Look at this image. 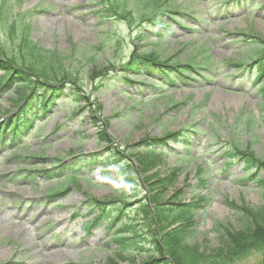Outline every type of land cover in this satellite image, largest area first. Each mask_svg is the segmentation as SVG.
Returning a JSON list of instances; mask_svg holds the SVG:
<instances>
[{
    "label": "rangeland",
    "instance_id": "rangeland-1",
    "mask_svg": "<svg viewBox=\"0 0 264 264\" xmlns=\"http://www.w3.org/2000/svg\"><path fill=\"white\" fill-rule=\"evenodd\" d=\"M12 3V10L15 12H27V22L30 26V33L34 41L38 42L40 45L46 48H56L57 50L65 49L68 52H72L77 50L81 45L91 44L97 49L105 48L106 55L109 56L111 52L109 51V47L116 46L119 49L117 62H114L118 70L120 66V61L124 59L132 48L133 44H137L139 49H146V40H136L132 31L137 27L136 23H130L131 19L129 13H126L127 17L124 21L118 20L117 23H107L102 24L105 28L110 26L113 28L110 32L109 30L101 29L97 24L99 23V18H95L89 12L92 8V5L95 3V0H63V3L67 7H71L73 5H81L78 7L79 9L75 11V7L71 10L76 19H72L70 15L64 14V17H60L62 11L52 10L39 14H34L39 7L43 8H55L57 6V2L59 0H10ZM153 1V0H152ZM159 4L163 2H169L174 7H177L179 10H183L184 14L182 16L176 17V20L181 24L182 28H176V37L175 40L173 37L168 41L156 40L155 38H151L152 42L157 43L156 47L160 48V50L166 49V55H175L177 58L185 60L186 58L191 61H196V56L205 47V38H211V36H219L220 43L217 46L213 47V52L216 56H224L231 55L234 51L232 48V43L228 41L226 37H224V32L221 29V26H226L227 28L239 27L241 29L247 30V27H251L254 31L258 32L261 36L264 37V10L261 8L256 11L255 15H246L242 17H234L230 19L226 24L222 21L217 20L216 17H212L213 21L209 22L211 19L208 15L212 12V9L216 7L217 0H158ZM111 2L114 1H110ZM260 3L263 0H259ZM208 3H212L208 5ZM128 8L134 12V16L140 15L142 11L145 10L146 4L144 0L136 1L132 0L128 5ZM94 8V7H93ZM209 9V10H208ZM80 10V12H79ZM205 15L200 13V11H207ZM190 11H194L195 15L193 18H196V22H193V19L187 17V14H190ZM263 14V15H260ZM84 16V17H83ZM122 17V14L118 13V19ZM134 20H132L133 22ZM205 21H208L206 24ZM201 26V29H200ZM141 28V25H140ZM173 28V27H171ZM145 39L146 33L141 29ZM132 34V35H131ZM149 37V36H148ZM141 43V45H139ZM149 46V45H148ZM207 46V45H206ZM75 56H79V53L76 51L74 53ZM237 55V54H236ZM94 59L91 65L88 68H82L81 73L77 72L76 77H83L84 82L82 83L84 87L89 88V92L91 96L89 97V101L93 102V104L98 105V115L101 120H104L107 125L105 126V132L109 138L115 142V145L120 146V144H128L129 142H136L142 135H160L162 132L177 128L179 121L182 119L184 114H178V111H173L168 108L170 105L171 99H159L156 103L147 105L145 108L135 107V109L130 110L128 106L132 105V100L127 99L124 95L120 93L118 88H109L105 86L101 89L97 90V86L93 85V81L96 77L101 74L96 73L95 75L91 74L93 69H99L101 67L106 66V63L103 60V56ZM81 61L87 64V59H84L81 56ZM68 62H66L67 64ZM67 70H70L72 66L67 64ZM233 70V69H232ZM229 70H227L228 72ZM217 83L216 89H212L210 92V97L206 101L204 107L207 114L209 116L220 114L221 123L213 126V128L219 129H228L232 130L235 125L242 127L241 131H237L238 136L240 137V141L245 142L248 141L251 144L252 149L258 155H264V103L259 100V98H255V108L257 111H253L250 105L245 101L250 98L249 92L254 93L256 90V84H250L249 80L245 81L244 90L246 94L242 95L238 91H230L223 88V81L226 78H221ZM233 84V82H232ZM93 85V86H92ZM247 85V86H246ZM207 90L204 87H197L194 89V102L198 100H203L204 92ZM176 97V96H175ZM254 99V98H250ZM85 100V99H84ZM136 100V97L134 98ZM83 104V101L80 103ZM84 105V104H83ZM82 105V106H83ZM93 105H90V110L88 112H83V124L75 127V129H83L84 130V140L78 141H65L63 139H59L55 143H52L46 149V154L53 155L54 152H66L71 147H77L79 144L83 151H95L100 150L101 145L95 142L94 131L95 128L90 123V115L92 114ZM245 109V114L241 115L240 111ZM168 112H167V111ZM170 117H169V115ZM56 120V119H55ZM59 121H63L60 119ZM75 123V122H74ZM72 123V124H74ZM71 126V125H70ZM71 128H73L71 126ZM71 129L67 132L59 131V133L69 134ZM229 137V136H227ZM246 142V143H248ZM204 144V143H202ZM105 145V144H103ZM109 147V146H108ZM106 147V148H108ZM60 150V151H59ZM109 150V149H108ZM101 151V150H100ZM210 148H203V153L210 154ZM2 156H0V167L1 169H5L6 162L3 161V156H7V151L1 152ZM217 156L216 152L213 153ZM163 165L166 166H179L184 173L181 178L184 176H188L190 172L194 169L199 161H194L192 163H188L186 160L184 162L181 159H177V157H164ZM196 160H199L198 158ZM197 162V163H196ZM219 161L217 157L214 158L213 168L216 170L219 165L217 164ZM89 175L99 179V168H95L89 172ZM191 182H193V177L191 174ZM226 183L221 185V193L216 194L215 197H212L210 205L207 207V210L204 214V219L199 223V231H198V241L195 237L194 241L197 246L200 244L201 246L210 247L212 245H216L218 243V235L222 233L224 228L221 230V226L216 228V231L212 230L215 227V220L223 219L228 212L224 206H220L215 202L212 204L213 200H217L219 198H223L225 194L228 196L229 200H233L235 202H241L246 207L255 213L256 216V224L264 223V199L261 197L259 193H261L259 188L241 190L240 188L233 187V190L225 187ZM110 183L107 181L103 185L95 186L89 184H83V189L81 191H72L69 196L60 204V205H49L46 203L43 205L42 210L39 214L34 217V215L38 212L39 207H33L32 213L30 215L33 218L28 222V226L30 228L29 233L19 235V242L22 243V247H25L29 251L28 257L25 259L24 264H38L39 260V252L36 248V244L31 242V234L39 232L42 227L47 226L48 231L45 232L43 236V241L40 242L42 246H48V241L46 239L47 234L52 233L54 231H58L63 228V230L70 231L69 234L66 235V239L69 244L65 241V249L68 250L70 254L65 255L67 257H72L74 261H81L84 264L89 263H98L105 260L111 253L108 248L105 247L104 241L106 240V236L103 233L102 229H96L92 234H86L85 231L80 226L82 221L85 218H77L75 221H70V210L72 208V204L77 203L82 194L84 197V193L88 192L90 196H103L109 194ZM38 192V191H37ZM3 196L0 203L6 202L5 194H0V197ZM9 209H5L4 205H0V212H8ZM13 212H10L11 216ZM28 214V211L25 212V215ZM236 220V219H235ZM256 224H245L241 222H234L232 225L235 228H241L253 231L252 226ZM211 225V226H210ZM12 228H14L11 225ZM40 227L38 230L36 228ZM227 227V226H226ZM16 229V228H15ZM15 231L9 232L7 234L1 235L0 237L13 236ZM20 233V234H19ZM70 235V237H69ZM197 237V235H196ZM7 248H11L12 252H14L13 248L9 244L4 245ZM50 261H44L42 264H66L64 261V256L62 254H54V251L48 250ZM14 258L8 259L7 256H0L1 262H6V264H13V260L17 257L15 252ZM111 256V255H110ZM258 256H251L241 261H238L234 264H253L257 263ZM257 264H264V262L260 261Z\"/></svg>",
    "mask_w": 264,
    "mask_h": 264
},
{
    "label": "trees",
    "instance_id": "trees-1",
    "mask_svg": "<svg viewBox=\"0 0 264 264\" xmlns=\"http://www.w3.org/2000/svg\"><path fill=\"white\" fill-rule=\"evenodd\" d=\"M36 71L38 74L43 75L41 77L45 81L49 82L55 81L54 77H58L59 70H55V67L53 66L51 67V70L47 68L42 69L41 66H37ZM57 81H61V79H58ZM142 163L144 168L148 166L147 160H143ZM121 178L122 175L119 176V179ZM128 178V174L125 176L123 175L122 182L125 181V183H128L126 181ZM155 178L156 177L151 174L144 177L143 179L144 182L148 184L149 188H151V186L155 187L153 182H159L158 179L155 181ZM165 181L166 182L164 185L166 187V185L169 183V180ZM153 197H155V195H153ZM159 203L162 208L161 210L156 208L154 217L145 205L140 207L144 211V221L141 225V228H137L132 232L129 242L121 244L123 249H127V251H125L127 255L129 254V251L132 250L137 252L140 250L149 251L147 252V257L142 262L143 264H222L225 262L230 263L236 259H240L249 254L251 251L256 250L264 252V227L257 226L254 232L246 229H232V231H226V242L221 245H225V247L218 250L219 255L222 254V257L219 258L217 254L206 257V255H202L192 248V245H188L186 243L188 238L187 234H190V227H192V224L190 225L189 221V208L184 206L185 208L183 207L182 209L183 212L180 210L174 212L177 208L174 202L169 200L164 205L162 201ZM246 218L247 216L245 219ZM176 222H179V224L173 228H170ZM166 229L169 230L166 231ZM211 253L214 254L213 251ZM165 255H167L172 262L163 257ZM203 256H205V258ZM119 258L126 260L128 264H136L134 258L127 259V257L124 256ZM198 258H200V260H198ZM110 264L118 263L114 260H110Z\"/></svg>",
    "mask_w": 264,
    "mask_h": 264
}]
</instances>
